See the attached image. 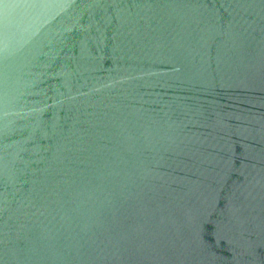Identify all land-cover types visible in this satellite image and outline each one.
<instances>
[{
	"label": "water",
	"instance_id": "obj_1",
	"mask_svg": "<svg viewBox=\"0 0 264 264\" xmlns=\"http://www.w3.org/2000/svg\"><path fill=\"white\" fill-rule=\"evenodd\" d=\"M0 264H264V0H0Z\"/></svg>",
	"mask_w": 264,
	"mask_h": 264
}]
</instances>
